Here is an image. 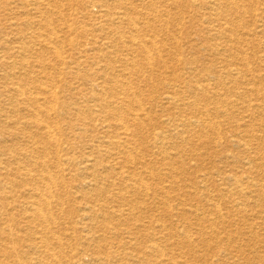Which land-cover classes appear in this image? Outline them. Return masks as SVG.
Returning a JSON list of instances; mask_svg holds the SVG:
<instances>
[{
    "label": "rangeland",
    "instance_id": "374dc122",
    "mask_svg": "<svg viewBox=\"0 0 264 264\" xmlns=\"http://www.w3.org/2000/svg\"><path fill=\"white\" fill-rule=\"evenodd\" d=\"M0 57V264L43 161L63 264H264V0H0Z\"/></svg>",
    "mask_w": 264,
    "mask_h": 264
},
{
    "label": "bare ground",
    "instance_id": "6f19581e",
    "mask_svg": "<svg viewBox=\"0 0 264 264\" xmlns=\"http://www.w3.org/2000/svg\"><path fill=\"white\" fill-rule=\"evenodd\" d=\"M21 3V2H20ZM195 3V2H194ZM233 4V3H232ZM29 5V4H28ZM197 6V5H196ZM256 11V10H255ZM105 25V24H104ZM137 26V25H136ZM238 26V25H237ZM144 36V35H143ZM240 36V35H239ZM53 37V36H52ZM56 37V36H55ZM60 37V36H58ZM134 37V36H133ZM53 39V38H52ZM45 44V43H44ZM63 45V44H62ZM53 46V45H52ZM138 47V46H137ZM242 47V46H241ZM153 48V47H152ZM56 49V48H55ZM57 50V49H56ZM59 50V49H58ZM55 51V50H53ZM58 54V53H57ZM56 54V55H57ZM60 54V52H59ZM144 55V54H143ZM1 58V57H0ZM61 58V57H60ZM149 59V58H148ZM150 61V60H149ZM244 62V61H243ZM150 68V67H148ZM60 70V69H59ZM232 70V69H231ZM233 72V70H232ZM146 75V74H145ZM143 77V76H142ZM125 80V79H124ZM110 87V86H108ZM18 88V87H17ZM56 88V87H55ZM197 90V89H195ZM176 91V90H175ZM24 92V91H23ZM51 92V91H50ZM174 92V91H173ZM189 92V91H188ZM55 93V92H54ZM53 93V94H54ZM190 93V92H189ZM33 95V94H31ZM57 96V94H54ZM55 96V97H56ZM52 98V96H51ZM54 98V97H53ZM57 98V97H56ZM187 99V98H186ZM56 101V100H55ZM52 103V102H51ZM167 103V102H166ZM170 103V102H169ZM99 104V103H98ZM52 106V104H51ZM49 106V107H51ZM57 106V105H56ZM43 107V106H41ZM202 109V108H201ZM37 113H39L42 109L40 107H36L34 109ZM52 110V108H51ZM217 110V109H216ZM221 110V109H220ZM228 110V109H226ZM33 111V110H32ZM49 111V110H47ZM107 111V110H106ZM198 111V110H197ZM209 111V109H208ZM15 112V111H14ZM101 112V111H100ZM145 112V111H144ZM199 112V111H198ZM182 113V112H181ZM184 113V112H183ZM189 113V112H188ZM209 113V112H208ZM35 116V115H34ZM227 117V116H226ZM52 118V117H51ZM140 120V119H139ZM170 121V120H169ZM174 121V120H173ZM38 123V122H37ZM104 123V122H103ZM38 125V124H37ZM185 124L179 123V124H170L171 129L174 130H183ZM42 126V129L45 132V136L49 141H55L56 138V128L48 123H45ZM35 127V126H34ZM126 127V126H125ZM168 127V126H167ZM181 127V129H179ZM168 129V128H166ZM130 130V129H129ZM132 133V132H131ZM28 134V133H27ZM206 137V136H205ZM161 140V139H160ZM161 144V143H160ZM135 145V143H134ZM163 148V147H162ZM32 149V148H31ZM30 150V149H28ZM33 152V151H32ZM31 158V157H30ZM58 162V161H57ZM1 163V162H0ZM52 164H57L56 162H52ZM126 164V163H125ZM124 164V165H125ZM148 165V164H147ZM2 166V164H1ZM42 170H39L40 177L37 179L38 182H35L34 184L30 185V188L28 189V194L31 195L32 200L29 201V204L31 206L30 211V218H32L36 224L40 223L41 229L38 231L40 236L35 238L31 241L32 245L30 248H32L34 251L39 253V257H36V264H63L64 262V256L62 255L61 251H55L51 248L52 240L56 237H54V234L51 233L52 225L57 224V220L55 217L51 214V208L59 205V197H57L54 190L59 187L58 181L52 176V174H48L50 168L52 165H50L48 162L45 163V161L41 164ZM145 166V165H144ZM22 167V166H21ZM40 168V167H39ZM136 168V167H135ZM135 171V170H134ZM144 172V171H143ZM38 173V172H37ZM51 173V172H50ZM261 173V172H260ZM30 174L31 178L33 180H36L34 175L31 174V171L28 173ZM136 174V173H135ZM58 178V177H57ZM142 180V179H141ZM42 185H41V184ZM145 183V182H144ZM148 185V184H147ZM131 187V186H130ZM10 188V187H9ZM231 188V187H230ZM165 191V190H164ZM241 193V192H240ZM121 194V193H120ZM121 196V195H120ZM148 197V196H147ZM104 198V197H103ZM116 198V197H114ZM111 199V203H112ZM61 202V201H60ZM63 204V203H62ZM255 204V203H254ZM9 205V204H8ZM29 206V207H30ZM219 207V206H218ZM113 208V207H112ZM246 212V211H245ZM90 217V216H89ZM25 218V217H24ZM31 219V220H32ZM18 223V222H17ZM264 223V222H263ZM20 225V224H18ZM119 225V224H118ZM10 227V226H9ZM37 227V224L35 228ZM26 231V230H25ZM86 231V230H85ZM12 232V229H11ZM30 233V232H29ZM52 234V235H51ZM90 234V233H89ZM19 236V235H18ZM91 238V237H90ZM170 238V237H169ZM190 238V237H189ZM38 240V241H37ZM1 243V242H0ZM56 244H59V239H57ZM15 245V244H14ZM60 245V244H59ZM15 248V247H13ZM60 249V247H59ZM149 252H153V255H164V253H160L159 248L156 245H152ZM19 254V253H18ZM17 255V254H15ZM195 255V254H194ZM151 256V255H150ZM184 256V255H183ZM146 257V256H145ZM163 257V256H162ZM164 258V257H163ZM148 259V258H147ZM150 259V258H149ZM35 260V259H34ZM165 261V260H163ZM43 262V263H42ZM79 262H82L80 264H84V260L82 259V256L79 257ZM172 262V261H171ZM140 263V262H139ZM158 263V262H157ZM173 264H176L174 262Z\"/></svg>",
    "mask_w": 264,
    "mask_h": 264
}]
</instances>
